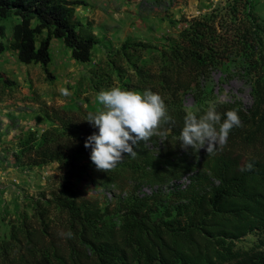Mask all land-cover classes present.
I'll return each instance as SVG.
<instances>
[{"label": "trees", "instance_id": "trees-1", "mask_svg": "<svg viewBox=\"0 0 264 264\" xmlns=\"http://www.w3.org/2000/svg\"><path fill=\"white\" fill-rule=\"evenodd\" d=\"M81 5L72 0H0V36L1 23L15 16L18 23L12 26L8 48L19 63L39 65L48 74L52 39L60 40L74 61L87 63L96 37L90 23L74 19ZM108 63L119 82L128 78L125 73L133 74L127 89H150L164 98L175 121L171 133L140 142L137 156L125 155L111 171L95 167V184L125 194L115 225L71 184L91 162V149L84 144L98 129L86 121L89 113L54 107L45 111L51 126L39 136L20 139L13 158L28 169L56 163L63 173L51 197L34 202L39 228L22 219L10 226L8 239L0 238V264H264V24L253 2L228 0L185 21L162 42L126 39ZM216 71L248 80L251 105L243 110L239 103L216 104L221 114L238 109L242 126L217 145L215 155L185 150L179 141L187 114L183 98L190 95L195 103L212 98L207 83ZM248 163L253 170H242ZM185 177L189 185L184 189L174 185L168 193H138L143 186L160 188ZM69 230L74 238L60 235ZM247 235L256 243L236 248Z\"/></svg>", "mask_w": 264, "mask_h": 264}, {"label": "rangeland", "instance_id": "rangeland-1", "mask_svg": "<svg viewBox=\"0 0 264 264\" xmlns=\"http://www.w3.org/2000/svg\"><path fill=\"white\" fill-rule=\"evenodd\" d=\"M72 1L82 3L75 10L76 21L86 23L89 19L96 37V44L87 63L74 61L61 43L54 44L49 49L48 74L39 65H23L8 48L12 26L18 23V19L10 16L1 23L4 27V35L0 36V47H3L0 51L1 239H8L10 226L19 225L22 219H26L30 228H39L34 202L43 196L49 199L63 173L56 163L28 169L20 167L13 158L20 139L31 133L39 136L51 126L52 121L45 117V111L52 107L86 113L98 110L100 105L96 102V93L112 86L127 89L125 83L133 76L131 72H127L125 74L129 75L128 78L119 82L117 71L108 63L109 57L123 41L133 39L141 42H162L164 37L175 36L185 25V21L208 14L214 8L223 7L228 0ZM251 1L255 14L264 24V0ZM6 33L10 36L7 37ZM147 59L148 56H145V61ZM234 70L231 67L229 72ZM64 89L70 91L71 95L66 97L63 94ZM207 89L213 90L212 98L201 103H195L190 95L183 98L186 113L206 110L209 101L223 105L239 103L243 110L251 105V83L248 80L237 76L227 77L225 72L216 71L212 74L211 82L207 83ZM162 141L160 139V145ZM94 169L95 165L89 162L82 174L71 180L72 187L81 199L92 201L98 206V214L103 219L117 225L118 202L125 194H121L111 185L95 184ZM174 185L184 189L189 185V177L160 188L143 186L138 193L149 194L157 190L168 193ZM255 243L256 238L247 235L237 241L236 248L246 250Z\"/></svg>", "mask_w": 264, "mask_h": 264}, {"label": "clouds", "instance_id": "clouds-1", "mask_svg": "<svg viewBox=\"0 0 264 264\" xmlns=\"http://www.w3.org/2000/svg\"><path fill=\"white\" fill-rule=\"evenodd\" d=\"M63 94L67 97L71 92L64 89ZM96 102L99 109L89 112L86 121L98 132L87 137L84 147L91 149L90 160L97 171L115 169L125 155L135 158L138 154L135 148L140 142L152 137H166L175 123L168 114L164 98L150 89L140 91L112 86L96 93ZM240 126L238 109L221 114L215 102L209 101L203 114L187 112L179 141L185 150L203 149L207 155H215L218 143L226 142L231 130ZM242 170L252 171L253 164H246ZM60 235L66 239L74 238L70 230Z\"/></svg>", "mask_w": 264, "mask_h": 264}, {"label": "crops", "instance_id": "crops-1", "mask_svg": "<svg viewBox=\"0 0 264 264\" xmlns=\"http://www.w3.org/2000/svg\"><path fill=\"white\" fill-rule=\"evenodd\" d=\"M77 8V7H76ZM76 8H75V10H76ZM74 19H75V14H74ZM76 20V19H75ZM80 23H83V21H79ZM88 23H90V24H92L90 21H89V19H88V21H87ZM91 27H92V25H91ZM94 33V32H93ZM6 36L7 37H9L10 35L9 34H7L6 33ZM11 38V36L9 37V39ZM2 44H4V42L2 41ZM54 44H61V41L60 40H56V39H52L51 41H50V47L52 46V45H54ZM67 49V48H66ZM68 51H69V53H70V50L69 49H67ZM13 52V51H12ZM13 54H14V58L15 59H17L16 58V53L15 52H13ZM71 54V53H70ZM3 55H4V53H3ZM6 57V56H5ZM48 68V67H47ZM1 72V71H0Z\"/></svg>", "mask_w": 264, "mask_h": 264}]
</instances>
